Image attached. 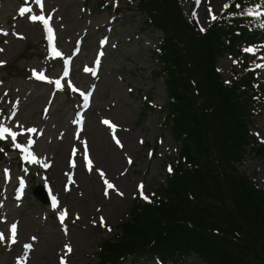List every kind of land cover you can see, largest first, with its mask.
<instances>
[{
    "label": "rangeland",
    "instance_id": "obj_1",
    "mask_svg": "<svg viewBox=\"0 0 264 264\" xmlns=\"http://www.w3.org/2000/svg\"><path fill=\"white\" fill-rule=\"evenodd\" d=\"M136 1L43 0V12L52 15L56 31L54 48L61 53L50 59L46 33L28 20L41 13L39 5L0 0V30L8 33L0 34V121L18 134L15 143L10 136L0 139V233L5 235L0 264H61L62 258L66 264H96L98 244L118 231L117 223L126 219L134 199L149 201L158 183L167 181L180 144L163 123L167 91L162 77L154 74L160 66L154 51L163 36L155 26H146ZM228 2L201 0L197 7L195 0H180L182 13L198 30L212 20L209 8L216 16ZM22 7L31 11L21 16ZM248 48L254 49L246 51L248 62L255 58L257 63L256 86L264 87V67H257L264 65V50L257 44ZM66 61L72 62L67 76ZM237 64L222 54L216 67L228 81ZM90 68L97 75L86 72ZM55 80H60L59 88ZM261 89L250 130L264 143ZM83 91L90 95L89 106L83 104ZM105 120L116 126L119 145ZM236 165L264 189L261 159L247 154ZM105 180L114 185L107 195ZM42 186L48 190L46 203L33 194ZM65 209L61 223L58 215ZM12 223L18 226L15 244L10 242ZM139 264L158 263L141 259ZM185 264L204 263L193 253Z\"/></svg>",
    "mask_w": 264,
    "mask_h": 264
},
{
    "label": "trees",
    "instance_id": "obj_2",
    "mask_svg": "<svg viewBox=\"0 0 264 264\" xmlns=\"http://www.w3.org/2000/svg\"><path fill=\"white\" fill-rule=\"evenodd\" d=\"M228 4L198 31L179 0H137L146 26L163 32L154 74L165 80L164 123L180 149L151 202L134 199L118 231L99 243L96 264H185L193 253L204 264H264V190L234 164L247 149L264 162V145L249 130L256 78L241 63L226 83L215 67L224 53L247 57L241 44L264 49V17L241 14L260 0Z\"/></svg>",
    "mask_w": 264,
    "mask_h": 264
},
{
    "label": "snow or ice",
    "instance_id": "obj_3",
    "mask_svg": "<svg viewBox=\"0 0 264 264\" xmlns=\"http://www.w3.org/2000/svg\"><path fill=\"white\" fill-rule=\"evenodd\" d=\"M27 2V0H26ZM34 2L39 5L40 9H41V15L39 16H36V15H31L29 16V19L31 22L35 23L37 21H39L43 27H44V30H45V33H46V38L49 39V43H50V47L52 48V51L54 52V55L55 56H60L61 53H59L58 51H55L54 49V45H53V41H54V33H53V30L50 26V21L52 19V16L51 14H49L47 16V18L43 15V10H44V4H43V0H34ZM200 3H201V0H195V4L197 7L200 6ZM230 7V5L228 3H225L224 6H223V10H227L228 8ZM236 7H240L239 4L236 5ZM264 7V5H257L256 6V9L255 10H244L241 14L242 15H247V16H252V15H256L258 17H264V12L260 11V8ZM31 9L30 8H27V7H22L20 10H19V15L21 16H24L26 12H30ZM209 15L211 17L212 20H215L217 17L212 13V10L211 8H209ZM192 17L193 19H196L197 18V13L195 10H193L192 12ZM260 27L264 28V23H261L260 24ZM201 31H204L203 28H201ZM0 34H3V35H8L7 32H3L2 30H0ZM13 35H16L18 36V38H23L21 36H19V34L17 33H13ZM104 42H102L103 44ZM0 51H3L2 49H0ZM245 51L247 52H252L254 51V49L252 48H248V49H245ZM4 62L3 61H0V65H2ZM257 67H264V65H257ZM87 71V69H86ZM64 75L67 76L68 75V72H67V61L65 62V72H64ZM38 79H44V76L43 74H41ZM56 84H57V87L59 88V85H60V82L59 81H56ZM88 97L85 96V101H87ZM12 116H15V112L13 111L11 113ZM103 123L107 126H109L111 129H112V132H113V138L114 140L116 141V143L119 145V140L116 139L115 137V130H116V126L113 125L110 121H103ZM28 131L30 132H35L36 130L35 129H29ZM17 133L16 132H13L11 131L10 128H8L4 123L3 121H0V139H5L6 136H10L13 143H15V140H16V137H17ZM29 143H34V141H29ZM17 147H19V145H15ZM122 146V145H121ZM0 151H2V149H0ZM35 159V157L33 156V160ZM85 161L86 163H88V160H87V150L85 149ZM171 170V169H170ZM104 174L101 173V176H103ZM4 178H5V181L7 182V180L10 178L9 176V170L5 169L4 170ZM21 185H23V180L20 181ZM142 185L140 186V188L142 189ZM105 188H106V192L105 194L107 195V189H112L114 188V185L107 182L105 180ZM141 195L143 196V192L141 191ZM52 206L53 208H57L58 207V204H57V201L55 200V198H53L52 200ZM67 216V210H63V212H61L59 215H58V219H60L61 223H63L64 219L66 218ZM101 221L103 223V218H101ZM17 224L16 223H12L11 226H10V242L12 244H15L16 243V237H17ZM35 239V238H33ZM5 241V235L4 233H0V242H4ZM67 251L70 252L71 251V248L69 246H65ZM31 248V245H25V249H30ZM19 264V262H18ZM61 264H66V261L63 260V258L61 259Z\"/></svg>",
    "mask_w": 264,
    "mask_h": 264
},
{
    "label": "bare ground",
    "instance_id": "obj_4",
    "mask_svg": "<svg viewBox=\"0 0 264 264\" xmlns=\"http://www.w3.org/2000/svg\"><path fill=\"white\" fill-rule=\"evenodd\" d=\"M40 10V9H39ZM42 13H37L36 14V16H39V15H41ZM43 15L47 18V16L49 15V14H47V13H44L43 12ZM52 16V15H51ZM28 20L30 21V19L28 18ZM31 22V21H30ZM50 22H52V19H51V21ZM32 23V25H34V26H36V27H38V29L39 30H42L43 29V25L39 22V21H37V22H35V23H33V22H31ZM101 25V23L100 24H98L97 26H100ZM33 26V27H34ZM54 41H55V37H54ZM55 43H56V41H55ZM91 70V68L90 69H87V71H90ZM86 71V72H87ZM88 106H89V104H88ZM82 113V112H81ZM96 155H100L98 152H97V154ZM85 179V178H84ZM90 179V178H89ZM95 182H96V184L98 183V181L97 180H94ZM99 184H100V181H99Z\"/></svg>",
    "mask_w": 264,
    "mask_h": 264
},
{
    "label": "water",
    "instance_id": "obj_5",
    "mask_svg": "<svg viewBox=\"0 0 264 264\" xmlns=\"http://www.w3.org/2000/svg\"><path fill=\"white\" fill-rule=\"evenodd\" d=\"M38 190V191H37ZM34 194L36 195V197L38 199H40L42 202H46V196L45 194H43L42 190H39V189H35L34 190Z\"/></svg>",
    "mask_w": 264,
    "mask_h": 264
}]
</instances>
